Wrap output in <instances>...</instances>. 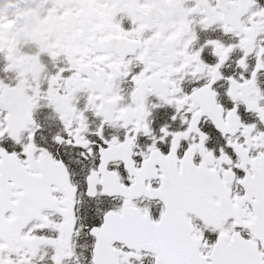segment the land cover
I'll return each mask as SVG.
<instances>
[{
  "label": "snow or ice",
  "instance_id": "1",
  "mask_svg": "<svg viewBox=\"0 0 264 264\" xmlns=\"http://www.w3.org/2000/svg\"><path fill=\"white\" fill-rule=\"evenodd\" d=\"M0 0V264H264V0ZM71 10V12H69Z\"/></svg>",
  "mask_w": 264,
  "mask_h": 264
},
{
  "label": "flooded vegetation",
  "instance_id": "2",
  "mask_svg": "<svg viewBox=\"0 0 264 264\" xmlns=\"http://www.w3.org/2000/svg\"><path fill=\"white\" fill-rule=\"evenodd\" d=\"M58 5L55 0H35L32 6V16L29 21L32 31L30 37L40 39L43 42L45 34L53 28L51 16ZM71 12V10H69Z\"/></svg>",
  "mask_w": 264,
  "mask_h": 264
}]
</instances>
